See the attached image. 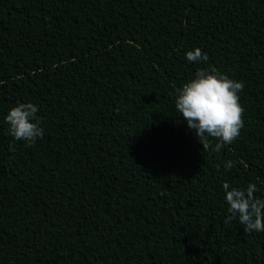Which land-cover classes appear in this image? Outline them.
<instances>
[{"label": "trees", "instance_id": "trees-1", "mask_svg": "<svg viewBox=\"0 0 264 264\" xmlns=\"http://www.w3.org/2000/svg\"><path fill=\"white\" fill-rule=\"evenodd\" d=\"M210 67L244 85L219 151L175 108ZM0 81V264H264L222 187L264 194V0H0ZM18 101L34 144L7 132Z\"/></svg>", "mask_w": 264, "mask_h": 264}, {"label": "clouds", "instance_id": "clouds-1", "mask_svg": "<svg viewBox=\"0 0 264 264\" xmlns=\"http://www.w3.org/2000/svg\"><path fill=\"white\" fill-rule=\"evenodd\" d=\"M189 62L206 60L207 54L196 47L186 51ZM0 81V84H3ZM243 82L230 78L214 67L198 69L194 76L183 84L175 96V108L187 126L194 130L207 147L203 138H217L215 150L232 143L244 126L243 106L239 91ZM39 106L32 102L18 101L8 109L4 121L8 124L7 132L16 140H23L28 145L34 144L43 135L41 120L37 117ZM14 150V149H13ZM233 166L231 160L223 162L227 170ZM223 200L227 204L225 223L238 220L245 233L264 232V194L258 184L250 181L244 187L233 186L225 181Z\"/></svg>", "mask_w": 264, "mask_h": 264}]
</instances>
